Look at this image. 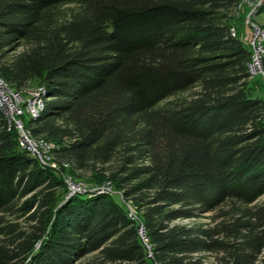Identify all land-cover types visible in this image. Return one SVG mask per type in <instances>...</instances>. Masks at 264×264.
<instances>
[{
    "label": "trees",
    "instance_id": "obj_1",
    "mask_svg": "<svg viewBox=\"0 0 264 264\" xmlns=\"http://www.w3.org/2000/svg\"><path fill=\"white\" fill-rule=\"evenodd\" d=\"M239 1L0 0V78L44 89L24 130L59 173L110 188L66 197L0 109V264H264V97ZM256 16L264 31V0Z\"/></svg>",
    "mask_w": 264,
    "mask_h": 264
},
{
    "label": "built area",
    "instance_id": "obj_2",
    "mask_svg": "<svg viewBox=\"0 0 264 264\" xmlns=\"http://www.w3.org/2000/svg\"><path fill=\"white\" fill-rule=\"evenodd\" d=\"M261 1V0H257ZM244 2H248V0H244ZM249 3V2H248ZM241 6V5H240ZM251 12H248L246 15V24H248V21H250V26L252 29V36L249 41V44L252 47V56H251V62L248 65V70L250 75L259 74L261 77L264 78V69H263V55H264V31L260 30L256 25H254L250 19ZM232 32L233 29H232ZM12 95V97L10 96ZM16 97H18L17 92H12L9 90L8 85L0 78V109L4 116L6 117V129L14 128L17 133V143L18 146L22 149L28 150L31 154L30 149H33L32 147V141H30L29 135L26 130L22 127L20 121L16 120L13 121L12 117L10 118L8 115L13 111L16 114H21L25 110L26 113L30 118H35L39 112L42 110L43 107V100H44V89L42 87H37L35 90L30 92V95L28 99L25 101L22 107L19 105H15ZM15 103V104H16ZM13 121V123H12ZM35 156V155H34ZM39 163L44 166H48L53 169L55 167L54 163L47 162L44 157L41 158L39 155L35 156ZM67 187L71 188V192H83L85 191L83 185L81 183L72 184L71 181L66 180L64 181ZM94 193H98L101 191H110L109 187H94L93 188Z\"/></svg>",
    "mask_w": 264,
    "mask_h": 264
},
{
    "label": "rangeland",
    "instance_id": "obj_3",
    "mask_svg": "<svg viewBox=\"0 0 264 264\" xmlns=\"http://www.w3.org/2000/svg\"><path fill=\"white\" fill-rule=\"evenodd\" d=\"M246 1V0H245ZM249 2V3H248ZM248 2H244V0H240L239 1V4L236 8V11H235V14L237 17H240L241 16V19H238L236 21V27H238L240 29L239 31V35L240 37L242 38V40L244 41V43H246L248 41H250L251 39V36H252V29H251V26H250V21H248V24H246L245 20H246V15L248 14V12H251V15H250V19L252 21V23L254 25H256L258 28H260L258 26V23H262L263 21V18L262 17H259V16H256V10L260 4L259 1L257 0H248ZM241 5V6H240ZM260 30H262L260 28ZM263 59H264V55H263ZM255 79H258L261 81V86H260V90H259V94L262 95L264 97V78L261 77V75L259 74H255L253 75ZM9 87V86H8ZM38 86L36 85L35 82L31 81L29 82L28 86L25 87L24 89H21L19 91L17 90H14L13 88H10L9 87V90L12 91V92H17V95L18 97H16V102H13L14 104V107L15 105H19L20 107L23 106V104L25 103V101L28 99L29 95H30V92L35 90ZM12 97V95H10ZM16 103V104H15ZM10 118L12 117L13 121H20L22 127H23V124H27V122L29 121L30 117L28 116V114L26 113V111L24 110L23 113L21 114H16L15 112H11L9 115H8ZM12 121V123H13ZM13 128V127H12ZM14 129V128H13ZM30 141H32V147L33 149H30L31 152L33 153V155L37 156L39 155L41 158L44 157V159L47 161V162H50V163H54L55 167H53V171L56 172L60 177H62L63 181H66V180H69L73 183H82L83 185H87V187H92L90 186L91 183L90 181L87 179L88 177V173H82V178H80V181H75V180H72L66 173H59V166L57 165V163L53 162L52 161V157L50 155V149L52 148V145L51 144H47V143H42L41 141L39 140H36V139H31V138H28ZM66 189L68 190V187L66 185ZM67 194L66 193V197H67ZM264 197H262L263 199ZM201 221H205V220H201ZM207 221V220H206ZM264 251V249H263ZM207 263L208 264H212L213 261L211 260V258H208L207 259Z\"/></svg>",
    "mask_w": 264,
    "mask_h": 264
},
{
    "label": "water",
    "instance_id": "obj_4",
    "mask_svg": "<svg viewBox=\"0 0 264 264\" xmlns=\"http://www.w3.org/2000/svg\"><path fill=\"white\" fill-rule=\"evenodd\" d=\"M79 183V182H78ZM78 183H73L72 182V184H74L75 186H76V184H78ZM82 184V183H81ZM83 185V184H82ZM83 187H84V189H85V191H83V192H71L70 190H71V188L70 187H68V190H67V197H69V196H71V195H87V194H92V193H94V190H93V188L94 187H87V186H85V185H83ZM138 232H139V234L142 236L143 235V229H142V227H139L138 228Z\"/></svg>",
    "mask_w": 264,
    "mask_h": 264
}]
</instances>
